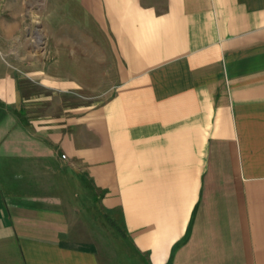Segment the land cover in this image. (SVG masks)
<instances>
[{
  "label": "crops",
  "instance_id": "obj_1",
  "mask_svg": "<svg viewBox=\"0 0 264 264\" xmlns=\"http://www.w3.org/2000/svg\"><path fill=\"white\" fill-rule=\"evenodd\" d=\"M51 1L26 56L0 0V264H103V212L146 264H264V0H75L91 38Z\"/></svg>",
  "mask_w": 264,
  "mask_h": 264
},
{
  "label": "rangeland",
  "instance_id": "obj_2",
  "mask_svg": "<svg viewBox=\"0 0 264 264\" xmlns=\"http://www.w3.org/2000/svg\"><path fill=\"white\" fill-rule=\"evenodd\" d=\"M48 3L51 4L52 1L23 0V14L20 18L24 28H21L22 32H20L18 35L22 37V50L26 56H30L32 50L36 49L34 48L36 41L46 40V32L43 29L46 28V25H48ZM69 4V11L71 12L72 17L75 19V22H78V24L80 25L87 24L90 31L92 32H87V37L91 38L90 35L99 37L100 32L96 31L97 29L92 26V23H90L88 19H86V17H84L83 14L79 11V9L76 8V1L69 0ZM62 13H56V20L54 24L56 25V27L60 26L57 25V23L64 22H62V20L58 18L62 15ZM6 19L9 20L10 16H6ZM65 22L67 21L65 20ZM72 22L73 21H71L70 23ZM55 34L61 35L62 32H56ZM75 35L78 37L77 34L71 33L72 37H74ZM100 45L104 57L102 71L107 75L111 71L110 51L108 46L102 40L100 41ZM40 47L38 48V50L40 49ZM99 57L102 58L101 55H99ZM94 68L96 72L99 70L98 67ZM28 88L30 92H36L34 87L31 88V86H29ZM108 97L109 96L107 95L94 96L84 94L79 97H67V101L69 104H95L105 101ZM100 215L96 218V223L94 226L93 223L86 225L88 230H86L84 238H92L97 243L99 250L101 251L103 264H146L145 257L138 256L130 247L129 240L125 238L118 213L115 214L110 212H103V214L101 216Z\"/></svg>",
  "mask_w": 264,
  "mask_h": 264
},
{
  "label": "built area",
  "instance_id": "obj_3",
  "mask_svg": "<svg viewBox=\"0 0 264 264\" xmlns=\"http://www.w3.org/2000/svg\"><path fill=\"white\" fill-rule=\"evenodd\" d=\"M62 157H64V156H62Z\"/></svg>",
  "mask_w": 264,
  "mask_h": 264
}]
</instances>
